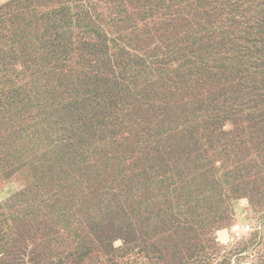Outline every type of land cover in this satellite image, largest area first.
Instances as JSON below:
<instances>
[{"label": "trees", "instance_id": "trees-1", "mask_svg": "<svg viewBox=\"0 0 264 264\" xmlns=\"http://www.w3.org/2000/svg\"><path fill=\"white\" fill-rule=\"evenodd\" d=\"M0 174V264L191 263L264 198V0L0 8Z\"/></svg>", "mask_w": 264, "mask_h": 264}, {"label": "rangeland", "instance_id": "rangeland-1", "mask_svg": "<svg viewBox=\"0 0 264 264\" xmlns=\"http://www.w3.org/2000/svg\"><path fill=\"white\" fill-rule=\"evenodd\" d=\"M15 0H7L0 8L8 6ZM57 2V1H56ZM258 184H251L245 187L244 192L252 190L264 193V176L257 180ZM29 183V178L25 174L13 177H4L0 174V203H5L15 194L21 192ZM234 210L230 213V219L222 223L213 234L203 236L205 230L200 231V237L192 244V248L186 253L193 259L189 264H264V198L260 201H251L248 196L242 195L233 203ZM202 215V214H198ZM200 219V218H198ZM242 222H249L253 228L252 232L246 235L242 240L232 241L233 227ZM194 227V224H193ZM200 239V241H199ZM231 240L229 245L225 241ZM210 240H213L210 242ZM122 242H117L118 248ZM25 254L27 247L23 248ZM185 253V252H184ZM117 257V263L121 264H146L144 259H136L132 256ZM187 260V261H189ZM102 260L91 258L84 264H103ZM25 264H27L25 259Z\"/></svg>", "mask_w": 264, "mask_h": 264}, {"label": "built area", "instance_id": "built-area-1", "mask_svg": "<svg viewBox=\"0 0 264 264\" xmlns=\"http://www.w3.org/2000/svg\"><path fill=\"white\" fill-rule=\"evenodd\" d=\"M253 228L250 226L249 222L240 221L233 227L232 241L242 240L246 235L252 232ZM231 240L225 241V245H229Z\"/></svg>", "mask_w": 264, "mask_h": 264}, {"label": "crops", "instance_id": "crops-1", "mask_svg": "<svg viewBox=\"0 0 264 264\" xmlns=\"http://www.w3.org/2000/svg\"><path fill=\"white\" fill-rule=\"evenodd\" d=\"M7 0H0V5L4 4Z\"/></svg>", "mask_w": 264, "mask_h": 264}]
</instances>
